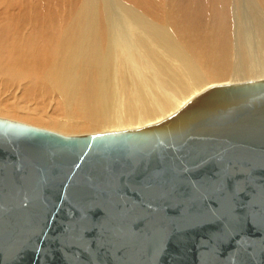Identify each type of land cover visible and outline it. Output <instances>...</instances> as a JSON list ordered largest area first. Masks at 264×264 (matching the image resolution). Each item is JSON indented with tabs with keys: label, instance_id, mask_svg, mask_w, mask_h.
<instances>
[{
	"label": "water",
	"instance_id": "1",
	"mask_svg": "<svg viewBox=\"0 0 264 264\" xmlns=\"http://www.w3.org/2000/svg\"><path fill=\"white\" fill-rule=\"evenodd\" d=\"M0 264H264V79L132 130L0 117Z\"/></svg>",
	"mask_w": 264,
	"mask_h": 264
},
{
	"label": "bare ground",
	"instance_id": "2",
	"mask_svg": "<svg viewBox=\"0 0 264 264\" xmlns=\"http://www.w3.org/2000/svg\"><path fill=\"white\" fill-rule=\"evenodd\" d=\"M19 18L0 23V76L55 92L61 113H0L63 135L151 125L210 86L264 79V0H84L61 21Z\"/></svg>",
	"mask_w": 264,
	"mask_h": 264
},
{
	"label": "rangeland",
	"instance_id": "3",
	"mask_svg": "<svg viewBox=\"0 0 264 264\" xmlns=\"http://www.w3.org/2000/svg\"><path fill=\"white\" fill-rule=\"evenodd\" d=\"M124 1L127 2L128 4H131L134 7V0H124ZM83 2H84V0H71V1L70 0H0V23L5 18L7 19L9 16L10 17L11 16L12 17H21V19L19 18L20 21L18 19L21 28H22V26H28V21L29 22L33 21L34 18H37L38 20H40L41 17H44V16L45 17H51V18L53 17L54 20H56V21L60 20L61 21L63 18L68 19V18L72 17V15H75L77 13V11H79V8L82 6ZM65 3H67V4H65ZM64 4H65V6H64ZM66 5H67V7H66ZM101 6H102V8H104L103 4ZM61 7H63V8H61ZM63 9H65V10H63ZM140 9L144 10L143 8H140ZM57 13H59V14H57ZM56 14L60 16V17L58 16L59 18H61V16H62V18L61 19L57 18ZM21 24H22V26H21ZM0 78H1L0 79V104H3L5 106L6 105H9V106L14 105L16 107H19V108L25 109V110H28V109L29 110H39V111H41V113L49 114V115L52 114L54 116H56L57 114H58L57 116L60 115V113H61L60 107L62 105L61 104L62 101H61L60 97L58 96V94L55 95V92L53 93L52 91L48 92L45 90L43 92V89L41 90V88H37V90H38L37 91V90H35L36 88L29 86L27 84V81H25V80L24 81L23 80L18 81L20 83H18V82L12 83L10 80L8 81V79L6 77L0 76ZM47 92H48V94H47ZM51 93H53L52 95H54L55 97L51 96ZM57 100H59V102ZM57 103H60L59 104L60 106L56 105ZM55 105L57 108L55 107ZM4 114L5 115L2 116V114L0 113V117H6V118L8 117L10 119L22 121V122H25V123H28L31 125H35L38 127H44V128L48 127V126L45 127L44 124L40 125V126L36 125V122L34 123V121H32V120H29V121L26 119L24 120L23 118L18 117L12 113L9 114L7 112H4ZM29 122H31V123H29ZM47 129H50V128H47ZM78 132L77 133H70V134H83V132L84 133H92L89 130L78 131ZM95 132H98V131H95Z\"/></svg>",
	"mask_w": 264,
	"mask_h": 264
}]
</instances>
